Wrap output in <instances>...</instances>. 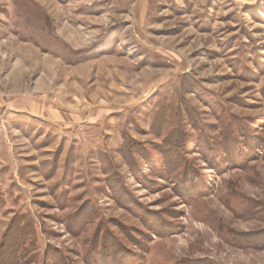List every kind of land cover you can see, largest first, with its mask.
I'll return each mask as SVG.
<instances>
[{"label": "rangeland", "instance_id": "obj_1", "mask_svg": "<svg viewBox=\"0 0 264 264\" xmlns=\"http://www.w3.org/2000/svg\"><path fill=\"white\" fill-rule=\"evenodd\" d=\"M0 264H264V0H0Z\"/></svg>", "mask_w": 264, "mask_h": 264}]
</instances>
